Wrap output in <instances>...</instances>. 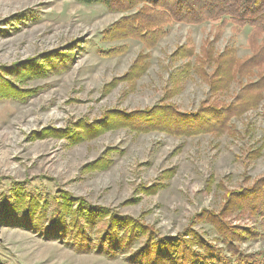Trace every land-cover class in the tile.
Masks as SVG:
<instances>
[{"label":"rangeland","instance_id":"rangeland-1","mask_svg":"<svg viewBox=\"0 0 264 264\" xmlns=\"http://www.w3.org/2000/svg\"><path fill=\"white\" fill-rule=\"evenodd\" d=\"M126 14L76 0H0L1 75L23 70L31 59L71 55L69 65L60 62L44 76L6 77L14 89L33 94L24 101L0 96V198L10 182H24L27 191L41 196L67 191L92 205L139 218L160 235L176 236L199 211L219 212L225 190L247 187L264 176V99L233 118L221 134L177 136L120 128L71 144L42 131L65 129L83 119L91 122L108 110H143L160 101L181 112L201 104L227 105L246 83L257 80L255 74L236 78L216 92L200 74L191 72L182 80L177 75L187 63L201 67L205 50L215 58L229 47L238 60L249 57V28L234 33L227 26L215 39V22L176 23L152 47L133 38L105 39L102 34ZM182 48L192 56L172 57ZM144 56V74L119 80ZM206 66L201 70L210 76L215 65ZM258 149L261 155L249 159ZM101 158L109 164L90 166ZM150 188L156 190L150 193ZM228 219L249 231L239 245L243 252L264 251V225L233 214ZM194 228L214 242L209 225ZM0 264L127 263L78 253L31 229L0 225Z\"/></svg>","mask_w":264,"mask_h":264},{"label":"trees","instance_id":"trees-1","mask_svg":"<svg viewBox=\"0 0 264 264\" xmlns=\"http://www.w3.org/2000/svg\"><path fill=\"white\" fill-rule=\"evenodd\" d=\"M76 1L102 4L111 11L127 13L102 36L105 39L133 38L146 47L154 46L167 33L168 27L176 23L215 22V39L227 26H232L234 33L249 28V57L238 60L235 49L229 47L215 58L205 50L203 58L199 59L201 67L187 63L177 77L182 80L191 72L200 74L207 80L211 92L224 90L236 78L255 74L257 80L246 83L227 105L201 104L194 111L181 112L174 105L160 101L152 107L132 112L108 110L100 119L91 122L83 119L65 129H44V135L63 137L76 144L120 128L135 133L161 131L177 136L221 134L230 128L233 118L257 108L264 99V0ZM113 50L102 52L109 54ZM192 54L188 48H182L172 57L190 58ZM146 58L140 57L119 80H134L144 74L148 65ZM70 59V54L31 59L30 66L7 76L41 77L60 62L63 66L69 65ZM210 64L215 65V71L209 76L201 69ZM7 76L0 74V96L22 101L32 96L33 91L14 89ZM260 155L261 149H258L249 153L248 158L255 159ZM105 164L109 163L101 158L90 166L104 167ZM169 174L170 171L164 172L165 176ZM23 183L10 182L8 193L0 198V225L34 230L44 238L59 240L78 253L101 255L109 260L122 258L127 264H264V251L245 253L240 249L239 245L249 231L232 225L228 219L233 214L239 218L257 219L264 225V176L247 187L225 190L219 212L199 211L190 219L188 227L176 236L160 235L139 218L121 214L113 208L92 205L67 191L41 196L27 191ZM155 190L149 189L150 193ZM197 223L210 226L215 234L214 242L194 228Z\"/></svg>","mask_w":264,"mask_h":264}]
</instances>
